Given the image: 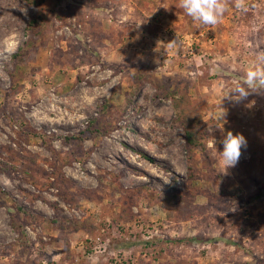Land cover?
<instances>
[{"label": "rangeland", "instance_id": "rangeland-1", "mask_svg": "<svg viewBox=\"0 0 264 264\" xmlns=\"http://www.w3.org/2000/svg\"><path fill=\"white\" fill-rule=\"evenodd\" d=\"M177 2L0 0V264H264V0Z\"/></svg>", "mask_w": 264, "mask_h": 264}, {"label": "clouds", "instance_id": "clouds-1", "mask_svg": "<svg viewBox=\"0 0 264 264\" xmlns=\"http://www.w3.org/2000/svg\"><path fill=\"white\" fill-rule=\"evenodd\" d=\"M177 6L190 17L193 21L200 22L203 25L215 26L222 19L227 10V0H178ZM238 9L245 8V0H235V5ZM261 63H264V56L260 57ZM264 89V68L256 65L250 68L245 74L243 84L238 85L232 92L237 93L236 99L246 98L249 90L259 91ZM211 136L214 128L208 129ZM214 138V137H213ZM223 145V150L218 151L214 138V149L219 157V164L224 169V172L231 167H234L240 157L241 149L246 146V139L242 134H233L227 131L220 141Z\"/></svg>", "mask_w": 264, "mask_h": 264}, {"label": "trees", "instance_id": "trees-1", "mask_svg": "<svg viewBox=\"0 0 264 264\" xmlns=\"http://www.w3.org/2000/svg\"><path fill=\"white\" fill-rule=\"evenodd\" d=\"M30 1V0H28ZM174 100L175 106L177 107V110L181 117H184V119L187 118V115L193 116L192 111L188 108L183 106V103L179 100V96L176 93L170 94ZM194 123L193 125H190L188 127L185 126V136L187 139V142L193 146V147H203L205 144L202 142V138H204V130H205V124L201 120H197L196 118H193ZM183 122V121H181ZM152 161V159H149Z\"/></svg>", "mask_w": 264, "mask_h": 264}, {"label": "built area", "instance_id": "built-area-1", "mask_svg": "<svg viewBox=\"0 0 264 264\" xmlns=\"http://www.w3.org/2000/svg\"><path fill=\"white\" fill-rule=\"evenodd\" d=\"M195 54V50L192 48H190V51L188 54H186L187 56H190V55H194Z\"/></svg>", "mask_w": 264, "mask_h": 264}]
</instances>
